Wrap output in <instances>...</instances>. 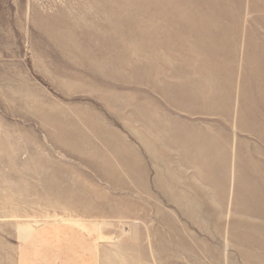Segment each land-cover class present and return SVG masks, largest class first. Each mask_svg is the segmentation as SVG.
Wrapping results in <instances>:
<instances>
[{
    "label": "rangeland",
    "instance_id": "374dc122",
    "mask_svg": "<svg viewBox=\"0 0 264 264\" xmlns=\"http://www.w3.org/2000/svg\"><path fill=\"white\" fill-rule=\"evenodd\" d=\"M47 221L264 264V0H0V264Z\"/></svg>",
    "mask_w": 264,
    "mask_h": 264
},
{
    "label": "crops",
    "instance_id": "0c3cea01",
    "mask_svg": "<svg viewBox=\"0 0 264 264\" xmlns=\"http://www.w3.org/2000/svg\"><path fill=\"white\" fill-rule=\"evenodd\" d=\"M95 238L73 223L47 221L19 242L15 264H101Z\"/></svg>",
    "mask_w": 264,
    "mask_h": 264
},
{
    "label": "bare ground",
    "instance_id": "6f19581e",
    "mask_svg": "<svg viewBox=\"0 0 264 264\" xmlns=\"http://www.w3.org/2000/svg\"><path fill=\"white\" fill-rule=\"evenodd\" d=\"M30 232V231H29ZM147 239H149V238H147ZM152 246V245H151ZM150 249H152L151 247H150ZM152 252V251H151ZM152 254V253H151Z\"/></svg>",
    "mask_w": 264,
    "mask_h": 264
}]
</instances>
